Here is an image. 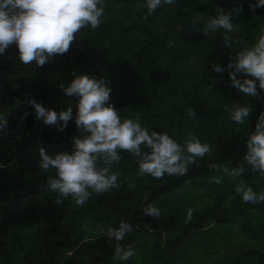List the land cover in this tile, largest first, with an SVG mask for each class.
<instances>
[{"label":"trees","instance_id":"16d2710c","mask_svg":"<svg viewBox=\"0 0 264 264\" xmlns=\"http://www.w3.org/2000/svg\"><path fill=\"white\" fill-rule=\"evenodd\" d=\"M255 2L175 0L173 5H163L147 15L145 0H106L100 26L82 30L66 54L52 57L43 67L21 63L15 45L0 56V116L8 118V129L0 134V249L6 253L4 257L0 251V264H117V242L104 236L101 228L106 233L108 227H118L122 221L132 225V232L120 242L139 251L128 260L132 261L137 256L144 259L140 251L147 248L151 237L155 241L163 231L179 225L183 235L189 228L201 227L218 207L217 199L225 192L222 189L232 180L209 165L231 169L242 164L245 142L264 111V91L259 90L258 81L261 98L252 97L246 104L245 97L231 86L226 68L230 55L252 46L264 30V7L249 9V4ZM240 5L243 10L233 14L232 34L239 43L225 46L222 30L206 37L195 30H202L210 16L221 10L233 12ZM194 20L199 24L194 25ZM170 42L173 46L167 47ZM214 64L225 71L216 73ZM74 72L108 80L110 102L122 119L139 118L149 131L167 132L181 144L189 133H194L211 145V154L197 158L183 177L165 174L155 179L148 175L138 178L134 158L121 151V162L112 169L119 175V188L94 194L83 206L71 197L57 203V193L46 190L47 178L55 176V170H41L39 148L43 146L49 154L70 151L72 137L80 135L75 126L78 98L65 96L60 88L70 83ZM238 76L243 78V74ZM210 84L211 92L207 87ZM26 97L57 113L71 104L73 119L63 131L45 125L36 119ZM235 103L252 107L244 124L232 121L225 111L226 105ZM190 109L196 116L189 117ZM245 168L240 179L249 185L262 179L253 190L264 192V176L251 172L247 165ZM213 175L222 177V182L209 183ZM129 183H134L135 189H130ZM181 187L216 191L187 223L186 210L175 202L174 192ZM148 202L160 208L159 219L144 215ZM239 205L260 213L258 230L242 222L256 245L236 251L223 264H264V203H245L241 199L237 206L229 207L230 211L220 207L210 218L228 222ZM18 229L29 234L15 233ZM18 235L23 236L22 240L15 238ZM8 238L18 243L5 246ZM149 253L163 257L159 244L153 245Z\"/></svg>","mask_w":264,"mask_h":264},{"label":"clouds","instance_id":"9594fccd","mask_svg":"<svg viewBox=\"0 0 264 264\" xmlns=\"http://www.w3.org/2000/svg\"><path fill=\"white\" fill-rule=\"evenodd\" d=\"M174 3L175 0H145L144 7L147 15H153L163 5ZM105 6L106 0H0V56L15 45L21 63L43 67L52 57L66 54L82 30L97 29ZM258 7H264V0L249 4L250 10ZM242 10V5L233 12L221 10L208 18L202 30H195L201 31L204 37L222 30V43L230 48L234 43H239L232 35L235 31L233 14ZM193 24L198 25L199 20H194ZM172 46L171 42L167 45ZM226 68L231 86L246 97L260 99L257 81L259 90L264 91V30L252 46L230 55ZM213 70L222 74L225 68L214 64ZM238 74H243V78ZM73 77L67 86L61 84L60 88L65 96L78 98L75 126L80 135L72 137L70 151L49 154L43 146L39 148L41 170H55V176L47 178L46 190L57 193V203L71 197L75 204L83 206L94 194L102 195L119 188V175L112 169L121 162V151L128 152L134 158L138 178L148 175L155 179L165 174L183 177L188 173L189 166L197 163V158L211 154V145L202 142L194 133H189L181 144L167 132L149 131L141 125L139 118L122 119L120 111L110 102L112 89L104 77L75 72ZM207 87L210 92L213 91L211 84ZM26 100L33 107L38 121L56 126L58 131H63L73 119L71 104L57 113L32 97H26ZM225 111L232 121L244 124L251 115L252 107L235 103L226 105ZM188 115L194 117L196 113L190 109ZM24 116H27V112ZM7 129L8 118L0 116V134L6 133ZM245 146L243 163L239 166L221 169L212 164L209 167L231 178L235 182V192L245 203H264V192L257 194L240 179L246 171L245 165L251 172L264 176V111L259 114ZM222 179L213 175L208 182L220 184ZM128 187L135 189L136 185L129 183ZM143 213L156 219L161 216L160 208L151 202L146 203ZM192 217L193 209L189 208L185 222H191ZM132 230V225L123 221L118 227H108L106 233L105 229H100L109 240L117 242L115 260L128 261L136 255L133 246L125 247L120 243Z\"/></svg>","mask_w":264,"mask_h":264},{"label":"rangeland","instance_id":"374dc122","mask_svg":"<svg viewBox=\"0 0 264 264\" xmlns=\"http://www.w3.org/2000/svg\"><path fill=\"white\" fill-rule=\"evenodd\" d=\"M227 87L229 88V84ZM235 91L239 92L236 88ZM244 97L245 103H250L252 97ZM14 110H17V107ZM261 181L262 179L257 178L250 185L245 181L244 183L254 188V185ZM234 189L235 182L231 180L222 189L225 192L217 199L218 207L213 211L214 214L222 209L220 207L230 211L232 208L229 207L237 206L241 202L240 195ZM215 193L216 191L210 192L208 187H181L174 192V196L175 202L182 205L186 212L189 208L193 209V212H199ZM239 207L235 208L237 214L231 216L228 222H217L215 219H211L210 216L213 214L211 213L199 229L189 228L185 234L181 235L182 229L178 225L169 231H163L155 241L151 237L147 242V248L140 251L139 255H142L144 259L137 256L132 261H118L117 264H223L224 259L233 256L236 251L240 252L256 245L244 231L242 222L246 221L249 227L258 230L257 220L260 213L256 209H245L242 205ZM15 233L29 234L21 229L16 230ZM15 238L22 240L23 236L18 235ZM16 243H18L16 240L8 238L5 246L14 247ZM155 244H159L163 257L150 255L149 249ZM0 251L1 255L5 257L6 253L1 249ZM136 252L139 251L136 250Z\"/></svg>","mask_w":264,"mask_h":264}]
</instances>
